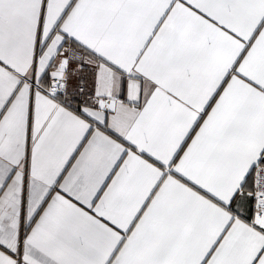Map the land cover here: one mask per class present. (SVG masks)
<instances>
[{
	"label": "snow or ice",
	"instance_id": "1",
	"mask_svg": "<svg viewBox=\"0 0 264 264\" xmlns=\"http://www.w3.org/2000/svg\"><path fill=\"white\" fill-rule=\"evenodd\" d=\"M0 264H264V0H0Z\"/></svg>",
	"mask_w": 264,
	"mask_h": 264
}]
</instances>
